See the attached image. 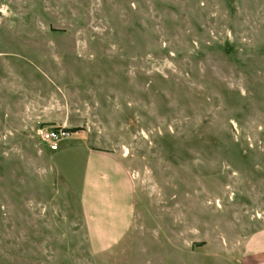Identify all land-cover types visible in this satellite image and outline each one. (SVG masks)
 I'll use <instances>...</instances> for the list:
<instances>
[{
    "label": "rangeland",
    "instance_id": "374dc122",
    "mask_svg": "<svg viewBox=\"0 0 264 264\" xmlns=\"http://www.w3.org/2000/svg\"><path fill=\"white\" fill-rule=\"evenodd\" d=\"M84 144L135 181L110 248ZM262 229L264 0H0V264H244Z\"/></svg>",
    "mask_w": 264,
    "mask_h": 264
},
{
    "label": "crops",
    "instance_id": "0c3cea01",
    "mask_svg": "<svg viewBox=\"0 0 264 264\" xmlns=\"http://www.w3.org/2000/svg\"><path fill=\"white\" fill-rule=\"evenodd\" d=\"M83 147L86 162L77 196L83 205L92 246L110 248L119 244L132 226L135 181L116 153L86 144ZM59 150L60 146L56 151ZM243 262L264 264V229L246 242Z\"/></svg>",
    "mask_w": 264,
    "mask_h": 264
},
{
    "label": "built area",
    "instance_id": "2783aa9c",
    "mask_svg": "<svg viewBox=\"0 0 264 264\" xmlns=\"http://www.w3.org/2000/svg\"><path fill=\"white\" fill-rule=\"evenodd\" d=\"M69 133L63 130H58L57 128H47L41 130L42 140L47 143L51 151H56L59 149L60 142L63 141Z\"/></svg>",
    "mask_w": 264,
    "mask_h": 264
}]
</instances>
